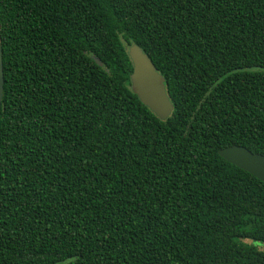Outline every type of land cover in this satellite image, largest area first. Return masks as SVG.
Masks as SVG:
<instances>
[{
	"label": "trees",
	"instance_id": "16d2710c",
	"mask_svg": "<svg viewBox=\"0 0 264 264\" xmlns=\"http://www.w3.org/2000/svg\"><path fill=\"white\" fill-rule=\"evenodd\" d=\"M0 51V264H264V183L218 155H264V0H0Z\"/></svg>",
	"mask_w": 264,
	"mask_h": 264
},
{
	"label": "water",
	"instance_id": "95a60500",
	"mask_svg": "<svg viewBox=\"0 0 264 264\" xmlns=\"http://www.w3.org/2000/svg\"><path fill=\"white\" fill-rule=\"evenodd\" d=\"M127 52L132 63L131 91L156 117L162 121L168 119L173 111V105L166 94L163 76L140 47L133 44L127 47ZM93 59L99 66H102L98 59L94 57ZM2 70L0 51V104L3 90ZM218 155L229 164L264 183V155L252 153L248 149L237 145L218 150Z\"/></svg>",
	"mask_w": 264,
	"mask_h": 264
},
{
	"label": "rangeland",
	"instance_id": "374dc122",
	"mask_svg": "<svg viewBox=\"0 0 264 264\" xmlns=\"http://www.w3.org/2000/svg\"><path fill=\"white\" fill-rule=\"evenodd\" d=\"M255 245L260 248V250L264 249V244L255 243Z\"/></svg>",
	"mask_w": 264,
	"mask_h": 264
}]
</instances>
